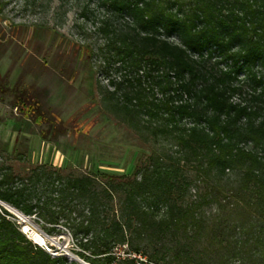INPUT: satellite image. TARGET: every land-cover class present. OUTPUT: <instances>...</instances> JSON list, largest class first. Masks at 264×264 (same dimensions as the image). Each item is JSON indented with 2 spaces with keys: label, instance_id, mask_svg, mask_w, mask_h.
Masks as SVG:
<instances>
[{
  "label": "trees",
  "instance_id": "16d2710c",
  "mask_svg": "<svg viewBox=\"0 0 264 264\" xmlns=\"http://www.w3.org/2000/svg\"><path fill=\"white\" fill-rule=\"evenodd\" d=\"M97 1L102 109L151 153L131 175L0 172V200L77 257L3 210L0 264H264V0Z\"/></svg>",
  "mask_w": 264,
  "mask_h": 264
},
{
  "label": "rangeland",
  "instance_id": "374dc122",
  "mask_svg": "<svg viewBox=\"0 0 264 264\" xmlns=\"http://www.w3.org/2000/svg\"><path fill=\"white\" fill-rule=\"evenodd\" d=\"M108 15L97 0H0V172L25 175L47 164L77 175H131L150 155L151 145L101 106L97 23ZM3 210L33 244L77 259L66 231L49 235L0 200ZM216 210L204 206L207 218Z\"/></svg>",
  "mask_w": 264,
  "mask_h": 264
},
{
  "label": "bare ground",
  "instance_id": "6f19581e",
  "mask_svg": "<svg viewBox=\"0 0 264 264\" xmlns=\"http://www.w3.org/2000/svg\"><path fill=\"white\" fill-rule=\"evenodd\" d=\"M26 229H28V228H26ZM29 231L28 230H26V233H28ZM28 235V234H27Z\"/></svg>",
  "mask_w": 264,
  "mask_h": 264
}]
</instances>
